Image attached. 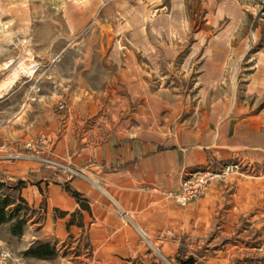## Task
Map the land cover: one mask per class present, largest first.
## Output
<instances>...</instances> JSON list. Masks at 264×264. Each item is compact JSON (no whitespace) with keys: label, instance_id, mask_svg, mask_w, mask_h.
<instances>
[{"label":"rangeland","instance_id":"rangeland-1","mask_svg":"<svg viewBox=\"0 0 264 264\" xmlns=\"http://www.w3.org/2000/svg\"><path fill=\"white\" fill-rule=\"evenodd\" d=\"M121 51L132 63L115 62ZM256 70L264 76V0H0V182L87 177L48 160L74 169L131 135L189 143L222 99L264 115V79L250 87ZM209 170L220 176L202 196L184 204L180 189L171 193V215L206 197L189 209L209 218H192L185 232L171 218V255L142 226L135 264H176L178 251L198 264H264V160L214 157L182 180ZM41 194L37 206L25 197L11 206L25 223L21 234L15 219L0 225V264H134L99 260L82 216L58 228L52 216L63 213H49ZM41 242L56 253L27 254Z\"/></svg>","mask_w":264,"mask_h":264},{"label":"crops","instance_id":"crops-1","mask_svg":"<svg viewBox=\"0 0 264 264\" xmlns=\"http://www.w3.org/2000/svg\"><path fill=\"white\" fill-rule=\"evenodd\" d=\"M127 54L121 51L114 58L115 62L132 63V57ZM220 57L223 58H217ZM215 63L220 69L222 60L217 59ZM253 74L255 78L250 87L256 78L264 79L258 70ZM113 144L106 141L100 151L95 149L88 164L83 165L82 159L73 161L74 169L86 173L87 177L42 176L33 186L23 189L24 197L37 206L43 200V191L49 213L51 210L66 213L56 219L52 216L58 228L64 226L69 231L76 227L73 224L69 227V217L73 213L80 214L83 223L78 228H86L89 244L99 260L116 256L127 261L141 254L145 244L141 237V231H145L142 226L146 228L144 233L154 237L163 252L171 255V246H179V240L171 243V218L179 232L186 231L192 218L206 215L209 218L208 210L189 209L204 203L206 197L195 199L188 207L171 215V193L180 189L184 172L209 163L214 157L263 161L264 115L249 113L241 105L222 99L212 104L207 121L192 134L189 143L149 142L131 135L130 139ZM60 147L58 143L55 151ZM64 183L83 195L90 210L82 208L63 187Z\"/></svg>","mask_w":264,"mask_h":264},{"label":"trees","instance_id":"trees-1","mask_svg":"<svg viewBox=\"0 0 264 264\" xmlns=\"http://www.w3.org/2000/svg\"><path fill=\"white\" fill-rule=\"evenodd\" d=\"M25 186L26 181L23 179H19L15 183H11L8 181L0 182V225L9 222L12 219H15L12 230L16 234H21L23 232L25 220L21 217V215H19V213H17V207L11 208V206L14 205L16 200L19 198L24 202L26 201L24 197L20 196V194L16 197L8 193L7 190L14 189L19 193ZM4 187H7L8 189H4L3 191H1V189H3ZM63 187L81 203L83 209L90 210L89 205L85 202L86 199L79 191L72 188L68 183H64ZM62 213L63 215L66 214L65 212ZM70 224H72V220L68 222V225ZM55 253L56 249L51 244V242H41L27 251V254L39 258L52 257ZM176 258V264H198L197 257H195L194 255L185 257L183 256L182 251L179 252ZM126 260L134 264L138 263V259L136 258H128Z\"/></svg>","mask_w":264,"mask_h":264},{"label":"built area","instance_id":"built-area-1","mask_svg":"<svg viewBox=\"0 0 264 264\" xmlns=\"http://www.w3.org/2000/svg\"><path fill=\"white\" fill-rule=\"evenodd\" d=\"M63 107V106H61ZM50 164L55 167H59L64 171H70L72 174L79 175V171L73 168H69L68 165H65L61 161L50 159L48 160ZM217 176H220V173L213 171L198 172L196 174L188 175L182 180L180 190L175 194V198L181 202L186 203L194 198L202 196L208 186L215 180Z\"/></svg>","mask_w":264,"mask_h":264}]
</instances>
